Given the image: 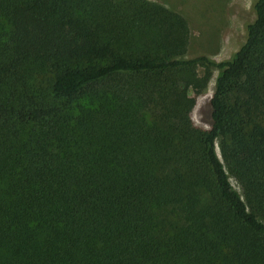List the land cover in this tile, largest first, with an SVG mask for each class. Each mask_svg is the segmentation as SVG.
<instances>
[{"label":"trees","instance_id":"trees-1","mask_svg":"<svg viewBox=\"0 0 264 264\" xmlns=\"http://www.w3.org/2000/svg\"><path fill=\"white\" fill-rule=\"evenodd\" d=\"M251 8L215 61L187 57L186 18L150 0H0V264H264Z\"/></svg>","mask_w":264,"mask_h":264},{"label":"rangeland","instance_id":"rangeland-1","mask_svg":"<svg viewBox=\"0 0 264 264\" xmlns=\"http://www.w3.org/2000/svg\"><path fill=\"white\" fill-rule=\"evenodd\" d=\"M184 15L189 28L186 56L204 54L219 61L226 59L244 40V26L253 19V0H150ZM214 73V72H213ZM213 85V75L206 91L196 98L191 110V120L197 126L209 123L208 98ZM231 185L237 184L229 178Z\"/></svg>","mask_w":264,"mask_h":264}]
</instances>
